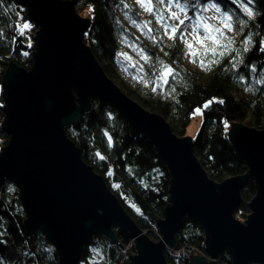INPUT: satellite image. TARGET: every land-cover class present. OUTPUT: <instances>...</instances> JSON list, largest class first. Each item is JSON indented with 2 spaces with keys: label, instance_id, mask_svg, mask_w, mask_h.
<instances>
[{
  "label": "trees",
  "instance_id": "trees-1",
  "mask_svg": "<svg viewBox=\"0 0 264 264\" xmlns=\"http://www.w3.org/2000/svg\"><path fill=\"white\" fill-rule=\"evenodd\" d=\"M74 1L77 12L89 19L83 41L105 75L127 97L163 117L177 136H185L193 112L200 109L202 123L193 138V153L200 166L215 182L245 175L247 164L235 153L228 130L232 123L264 129V0H249L251 18L240 7V0H180L186 3L183 17L188 21L206 13L212 3L221 9V18L222 13L231 16L227 21L231 30L219 27L192 51L195 69L183 62L181 39L166 36L161 26L153 23V14L140 10L134 0ZM136 24H147L148 34L137 33ZM35 32L22 5L0 0V82L10 62L30 68ZM130 47L139 51L144 73L160 81L162 88L146 87L120 75L115 57ZM165 70L167 74L161 77ZM1 93L0 85V149L8 141L1 128ZM64 131L80 150L82 161L103 176L136 226L158 241L157 221L168 204L169 175L154 148L142 135L129 134L115 108L95 99L78 122L65 126ZM240 194L242 202L234 216L241 220L249 213L247 203L255 194L251 179H246ZM24 220L19 191L4 180L0 187V264H59L54 246L40 231L29 234ZM113 232L115 241L101 232L92 235L77 264H126L128 256L135 253L134 243L119 228ZM174 243L163 251L168 264H193L191 256L197 254L207 258L204 232L188 215L175 232ZM213 264H231L228 253L221 252Z\"/></svg>",
  "mask_w": 264,
  "mask_h": 264
},
{
  "label": "water",
  "instance_id": "water-1",
  "mask_svg": "<svg viewBox=\"0 0 264 264\" xmlns=\"http://www.w3.org/2000/svg\"><path fill=\"white\" fill-rule=\"evenodd\" d=\"M12 1L24 7L36 32L30 68L10 62L1 77V128L8 141L0 149V187L4 180L17 187L27 232L44 234L59 264H77L92 235L101 232L115 241L113 228H119L135 246L126 264H168L163 251L174 246V234L188 215L204 232L207 254L192 255L193 264H213L223 251L231 264H264V129L232 123L228 137L247 171L221 182L209 179L193 153V139L174 134L163 117L127 97L105 75L83 41L89 19L76 12L74 0ZM92 99L115 108L129 134L142 135L168 169L158 241L136 226L65 134L64 127L78 122ZM248 178L255 194L242 222L233 214Z\"/></svg>",
  "mask_w": 264,
  "mask_h": 264
},
{
  "label": "rangeland",
  "instance_id": "rangeland-1",
  "mask_svg": "<svg viewBox=\"0 0 264 264\" xmlns=\"http://www.w3.org/2000/svg\"><path fill=\"white\" fill-rule=\"evenodd\" d=\"M134 1L137 3L140 10L146 11L148 13L151 12L153 14V21H154L153 23L154 24L157 23L159 26H161V28L163 29L162 32L164 34H165V25L170 26L172 24H178V21L167 19L170 12H176L177 15L181 19L185 18V17H183L184 12H180V10L175 8V7L168 8L166 3L161 4V3H159V0H151L150 4L148 3V0H141V2H139V3L137 2V0H134ZM147 9H150V10H147ZM76 12H77V9H76ZM78 14H79V12H78ZM79 15H81V14H79ZM161 15H163L165 17V19L161 20ZM205 17L208 18L206 22L204 21ZM198 21H202V23H200V25L198 27H194V28L189 27L187 29V31L184 33V38L181 39V47L183 49V62L185 64H187L192 69H195L197 66L194 54L192 53V51L195 50V47L199 43L201 44V42L203 40L209 38V36H213L214 32L217 33L218 31L216 29H219V27H222V28L225 27L224 26L225 22L220 17V14L211 8H208L206 13L201 14V15H197L192 20H189V21L187 20L185 22V25H197ZM205 23L207 24V27H205ZM134 29H136L137 33H139V34H143V31L146 33L149 31V27L147 26V24H136L134 26ZM166 36H168V35H166ZM144 40H146L145 36H144ZM189 45H190V47H189ZM139 54H140L139 51L137 49H133L132 47H130V48L126 49L125 51L119 53L115 57L116 62L118 64L117 71L120 72V75L129 76L130 78L138 81L139 83H142L146 87L159 89L161 87L160 81H158L156 79L155 80L150 79L142 70L141 63L139 60ZM167 72H168V70H165L161 74V77L165 76L167 74ZM201 123H202L201 110L195 109V111L192 114L191 122L186 129L185 135L189 136L193 139L196 136ZM179 137H181V136H179ZM247 214L248 213H245V216ZM236 219H238V218H236ZM238 220L243 222L245 220V218L241 219V220L238 219ZM127 261H128V258H127Z\"/></svg>",
  "mask_w": 264,
  "mask_h": 264
},
{
  "label": "snow or ice",
  "instance_id": "snow-or-ice-1",
  "mask_svg": "<svg viewBox=\"0 0 264 264\" xmlns=\"http://www.w3.org/2000/svg\"><path fill=\"white\" fill-rule=\"evenodd\" d=\"M137 2H141V0H137ZM148 3L150 4L151 3V0H148ZM159 3L161 4H164L166 3L167 4V7L168 8H172V7H175L177 9L180 10V12H183L184 11V8L186 7V3L185 4H182L180 2V0H159ZM248 4H249V0H240V7L243 8L244 12L246 13V15L249 16V18L252 17L253 15V12L252 10L248 7ZM208 8H211V9H214L216 12H220L221 9L217 6V4L215 3H212V4H209L207 5L206 9L207 10ZM147 10H150V9H147ZM165 19V17L163 15H161V20ZM167 19H170V20H175V21H178V24H172V25H165V35H168L170 39H183L184 38V33L187 31V29L189 27H198L200 25V23H202V21H198L197 22V25H185V20L188 19L187 16H185L184 19H181L176 12H170ZM207 17L204 18V21L206 22L207 21ZM222 19L223 21L225 22V27L228 28L229 30H231L232 28V24L231 23H228L227 21L231 20V16L230 14H224L222 13ZM180 26H183V28H181ZM24 28H27L28 25L25 24L23 25ZM205 27H207V24L205 23ZM217 31H219V29H216ZM179 33V36L175 35ZM233 41H229V44H231ZM247 43V42H246ZM190 47V45H189ZM244 51H248V48L247 46H245L244 48ZM211 103V101L209 102ZM207 106V105H205Z\"/></svg>",
  "mask_w": 264,
  "mask_h": 264
},
{
  "label": "bare ground",
  "instance_id": "bare-ground-1",
  "mask_svg": "<svg viewBox=\"0 0 264 264\" xmlns=\"http://www.w3.org/2000/svg\"><path fill=\"white\" fill-rule=\"evenodd\" d=\"M158 232V231H157ZM156 232V234L158 235V233ZM159 236V235H158ZM167 248H169V247H166L165 249H167Z\"/></svg>",
  "mask_w": 264,
  "mask_h": 264
}]
</instances>
